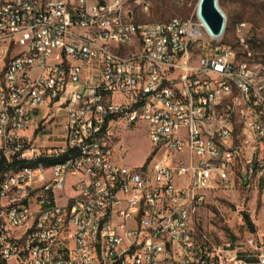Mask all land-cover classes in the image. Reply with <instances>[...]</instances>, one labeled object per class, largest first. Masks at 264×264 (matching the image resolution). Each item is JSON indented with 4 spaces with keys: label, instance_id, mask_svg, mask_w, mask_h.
Segmentation results:
<instances>
[{
    "label": "built area",
    "instance_id": "obj_1",
    "mask_svg": "<svg viewBox=\"0 0 264 264\" xmlns=\"http://www.w3.org/2000/svg\"><path fill=\"white\" fill-rule=\"evenodd\" d=\"M131 6L0 0V264H226L194 220L238 167L264 179V79L224 29L198 34L200 9L140 22ZM55 113L63 133L41 135ZM121 123L147 124L143 166L117 161Z\"/></svg>",
    "mask_w": 264,
    "mask_h": 264
},
{
    "label": "rangeland",
    "instance_id": "obj_2",
    "mask_svg": "<svg viewBox=\"0 0 264 264\" xmlns=\"http://www.w3.org/2000/svg\"><path fill=\"white\" fill-rule=\"evenodd\" d=\"M149 1L150 10L144 11L142 6L132 0L131 14L137 21L189 18L199 3V0ZM219 5L227 18L225 41L235 47L238 59L244 60L245 46L241 43V38H244L245 44L248 43L249 50L253 53V59L262 63L260 75H264V0H219ZM241 23L245 26L239 30ZM39 114L42 115L40 112ZM55 115V122L49 123L41 135L63 133V115ZM115 136L117 161L130 167L143 166L152 149L147 124L127 128L121 123L115 128ZM241 139L243 136H240ZM236 171L232 187H219L209 192L206 203L195 216L194 226L200 239L205 235L208 252L220 254L226 264H251L236 261L239 253H244L247 259H258L255 255L258 252L264 253V179L255 178L250 184H246L239 178L241 167ZM244 213L250 215L255 232L246 224ZM251 239L255 240L254 245L249 243ZM256 264H261L259 259Z\"/></svg>",
    "mask_w": 264,
    "mask_h": 264
},
{
    "label": "bare ground",
    "instance_id": "obj_3",
    "mask_svg": "<svg viewBox=\"0 0 264 264\" xmlns=\"http://www.w3.org/2000/svg\"><path fill=\"white\" fill-rule=\"evenodd\" d=\"M131 2H132V0H127V4H131ZM104 3H113V0H104ZM199 3H200V0H199ZM199 3L197 5V10L199 9ZM149 5H151L150 1H149ZM218 7L222 11V9L219 5V0H218ZM142 8L144 11H147L146 6H142ZM192 15H195V11L192 13ZM111 18H114V10H106L105 12L101 13V16L99 17V24L109 25V19H111ZM172 19H185V18L177 17V18H172ZM201 22H202L203 26H198V34H206V30H211V33H214L212 31L211 27L206 23L202 14H201ZM244 26H245V24L242 23V28ZM226 27L227 26L224 27V37H226ZM126 34H127V37H134L135 36V27L134 26H126ZM246 41H247V39H246ZM241 43L244 44V46H245L244 53H245L246 57L244 60H239L238 59L239 55H238V52L236 51V67H237V69L239 70V72H254V79H264V75H260L261 69L263 67L262 63L256 62L253 59V53L249 50L250 47H248V45H247L248 43L245 44V41H241ZM233 48H235V47H233ZM248 53H250V55H248Z\"/></svg>",
    "mask_w": 264,
    "mask_h": 264
},
{
    "label": "water",
    "instance_id": "obj_4",
    "mask_svg": "<svg viewBox=\"0 0 264 264\" xmlns=\"http://www.w3.org/2000/svg\"><path fill=\"white\" fill-rule=\"evenodd\" d=\"M199 9L212 31L221 34L226 24V16L219 9L218 0H200Z\"/></svg>",
    "mask_w": 264,
    "mask_h": 264
},
{
    "label": "trees",
    "instance_id": "obj_5",
    "mask_svg": "<svg viewBox=\"0 0 264 264\" xmlns=\"http://www.w3.org/2000/svg\"><path fill=\"white\" fill-rule=\"evenodd\" d=\"M244 220H245L246 224L248 225L249 229L252 232H255V225H254V223H253V221H252V219H251L249 214L244 213ZM238 258L242 259V260H244V261H246L248 263H256V262H258V259H256V258H252V259L248 258L247 259L246 255L244 253H239Z\"/></svg>",
    "mask_w": 264,
    "mask_h": 264
},
{
    "label": "crops",
    "instance_id": "obj_6",
    "mask_svg": "<svg viewBox=\"0 0 264 264\" xmlns=\"http://www.w3.org/2000/svg\"><path fill=\"white\" fill-rule=\"evenodd\" d=\"M256 263H258V262H256ZM256 263H251V264H256Z\"/></svg>",
    "mask_w": 264,
    "mask_h": 264
}]
</instances>
